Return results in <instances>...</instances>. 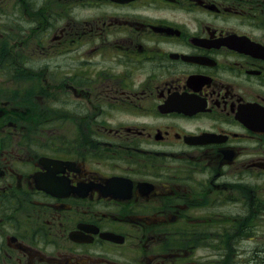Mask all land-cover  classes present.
I'll use <instances>...</instances> for the list:
<instances>
[{
    "label": "flooded vegetation",
    "instance_id": "flooded-vegetation-1",
    "mask_svg": "<svg viewBox=\"0 0 264 264\" xmlns=\"http://www.w3.org/2000/svg\"><path fill=\"white\" fill-rule=\"evenodd\" d=\"M0 264H264V0H0Z\"/></svg>",
    "mask_w": 264,
    "mask_h": 264
}]
</instances>
